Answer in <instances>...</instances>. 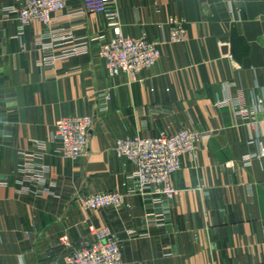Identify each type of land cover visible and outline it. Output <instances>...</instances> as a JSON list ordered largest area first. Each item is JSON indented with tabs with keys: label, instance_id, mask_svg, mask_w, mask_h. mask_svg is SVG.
Masks as SVG:
<instances>
[{
	"label": "crops",
	"instance_id": "crops-1",
	"mask_svg": "<svg viewBox=\"0 0 264 264\" xmlns=\"http://www.w3.org/2000/svg\"><path fill=\"white\" fill-rule=\"evenodd\" d=\"M21 3L0 0V12ZM108 4L125 36L168 39L166 23L176 19L186 40L163 45L133 80L107 70L98 53L114 30L103 13L74 15L81 0L56 12L52 28L23 26L16 14L0 22V264H67L94 239L88 225L113 231L122 264H264V0ZM233 25L250 46L241 61L230 51ZM82 41L87 52L43 62ZM69 115L94 118L78 161L58 154L53 138L56 121ZM184 127L208 136L181 158L176 195L155 202L138 190L135 165L116 142ZM23 165L47 167L44 180H24ZM107 191L125 195L121 208L80 201Z\"/></svg>",
	"mask_w": 264,
	"mask_h": 264
},
{
	"label": "built area",
	"instance_id": "built-area-1",
	"mask_svg": "<svg viewBox=\"0 0 264 264\" xmlns=\"http://www.w3.org/2000/svg\"><path fill=\"white\" fill-rule=\"evenodd\" d=\"M69 0H22L18 7H6L0 12V22L16 14L20 23L27 26L38 20L52 28L55 23L54 14L66 9ZM82 9L74 15L83 17L86 13H103L107 24L114 30V35L99 48V57L105 62L106 68L113 76L127 74L133 80L139 79L142 71L154 66L161 56V48L165 44L181 43L186 40V29L183 23L170 19L166 24L169 28L168 39L152 40L146 36L134 38L125 36L120 29L119 11L117 6L108 2L114 0H81ZM207 1V0H202ZM45 48L47 45H44ZM49 46V45H48ZM88 42H78L61 54L45 55V64L53 63L60 57L85 53ZM221 101L218 105H224ZM260 109L264 111V102L259 100ZM247 116L249 110L238 111ZM94 118L92 115H69L58 119L55 123L53 138L60 142L57 150L62 157L72 161L84 158L88 151L90 132ZM208 134L184 127L179 131L162 132L155 137L138 135L120 138L116 142V151L120 157L126 158L135 165L132 177L138 183L140 192L156 195L155 202L162 197L173 198L177 189L172 183L173 174L181 167V158L185 154L195 155L203 139ZM264 154V148L262 149ZM247 164L249 161L246 162ZM47 167L23 165L20 171L24 180L43 181ZM125 195L117 191H107L80 197L82 204L92 210L114 207L121 208ZM93 233V240L83 241L78 248L67 256V264H122L123 252L119 240L109 227L96 228L88 225ZM69 236H61V243L68 245Z\"/></svg>",
	"mask_w": 264,
	"mask_h": 264
},
{
	"label": "water",
	"instance_id": "water-1",
	"mask_svg": "<svg viewBox=\"0 0 264 264\" xmlns=\"http://www.w3.org/2000/svg\"><path fill=\"white\" fill-rule=\"evenodd\" d=\"M230 51L238 61H241L250 51L249 44L243 36L239 35L236 25H233L231 30Z\"/></svg>",
	"mask_w": 264,
	"mask_h": 264
}]
</instances>
